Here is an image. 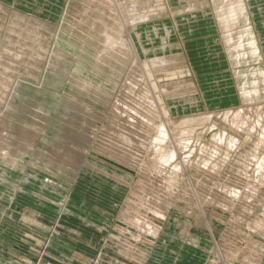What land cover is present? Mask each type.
<instances>
[{
    "label": "rangeland",
    "instance_id": "374dc122",
    "mask_svg": "<svg viewBox=\"0 0 264 264\" xmlns=\"http://www.w3.org/2000/svg\"><path fill=\"white\" fill-rule=\"evenodd\" d=\"M161 1L166 12L157 5L160 12L131 35L140 66L157 58L176 65L177 79L171 71L159 78L157 90L184 154L188 138L181 137L191 127L181 121L192 118L193 106L217 114L239 108L240 86L257 82V66L264 71V0H198L192 8L189 0ZM231 4L240 7L242 16L233 27L236 42L243 31L249 37L247 52H235L232 59L218 16L228 15ZM81 5L80 0H0L5 27L14 16H28L48 28L34 66L21 61L23 55L29 59L26 53L36 38L24 28L19 30L30 35L19 38L26 52L0 56V93L7 90L0 99V239L9 252L15 253L18 242L24 264H264V228L262 234L255 230L259 223L264 227V170L251 152L264 124L250 134L238 127L246 119L253 129L257 114L250 108L228 118V126L215 122L202 143L190 145L196 154L187 177L177 176L172 165L169 177H181L174 196L158 188L151 174L141 175L95 146L78 166L64 161L73 144L101 145L113 134L115 97L132 66L119 51L122 40L103 46L99 33L90 35L80 27ZM4 38L0 52L11 51ZM259 51L261 63L255 64ZM17 65L30 74L7 87L6 76ZM176 81L182 85L180 98L188 90L194 101L174 102ZM84 82L97 89L85 95L78 85ZM139 93L145 105L147 86ZM260 94L264 103V89ZM147 125L151 129L156 122ZM173 148L171 142L165 145ZM247 171L250 180L243 186Z\"/></svg>",
    "mask_w": 264,
    "mask_h": 264
},
{
    "label": "bare ground",
    "instance_id": "6f19581e",
    "mask_svg": "<svg viewBox=\"0 0 264 264\" xmlns=\"http://www.w3.org/2000/svg\"><path fill=\"white\" fill-rule=\"evenodd\" d=\"M80 1L82 3V5L79 6L81 16L78 15L79 17H77L80 27L86 28L90 35H93L95 32L99 33V42L102 43L103 46H108L122 40L119 51L122 53L123 58L128 57L131 59L132 66L127 72L114 101V108L117 110V121L115 124L118 128L116 127L113 134H110L106 140H103V144L101 145L94 144L93 141H90L86 146L81 144H71L73 149L72 155L69 156V158H64L66 163L76 166L80 165L82 160H87V156L92 149L91 147L95 146L104 151L107 156H110L114 160L125 162L132 168L137 169L139 174L147 177H150L149 174H151L153 176L152 178L156 179L153 180V182L157 184L156 186L158 188L163 187L170 196H174V193L177 191L174 183H178L181 180V177H169L172 165L176 166L175 169L177 170V176L182 174L187 177L191 159H193L194 154H196L194 153V150L191 149L192 147L190 145H193L196 148V146L202 143L203 135L212 131V129L216 127V125H214L215 122H221L225 126H228L230 124L228 121L233 114H242L243 116L245 107H248L254 117L255 114H257L256 122L252 126L253 129H250L247 128V120H243V123H240V126H238L240 128L239 131H241V133L244 132L250 134L254 128L258 129L264 124V103L260 101V91L264 89V71L261 67L257 66L260 71V76L257 79V82H245L240 86L242 102L239 108H233L230 112L227 111L225 113L217 114L207 112L202 113L200 112L201 105L197 104L195 107L193 106L194 111L192 110V112H194V114L192 118H187L186 120L184 119L181 121V124H184V126L188 127L189 125L191 127V129H189L190 132L187 135L183 134L181 137V139L188 138V148L183 152L184 154L179 152L177 147L178 143L175 141L174 131L171 128L172 123L169 119L170 113L165 112L160 106L161 97L157 90V82L159 78L165 77L166 74L171 71H176L173 72V74L176 76L175 79H177L179 73L175 69L176 65L165 58H157L148 59V61L143 64V67L140 66L139 51L137 50L135 40L131 35L138 27V24L148 22L154 14L160 12L157 5L162 8L161 11L163 14L166 12L163 2L161 0ZM197 2L198 0H189L187 3L188 8H192ZM239 8L240 7L237 4H231L227 12L228 15L221 13L218 15L221 17L219 21L222 24V38L227 49L226 52H228V56L231 57V59L235 52H238L239 56L247 52L246 40L249 38L246 35L247 32L243 31L240 38L241 41L239 40L237 42L235 40V34L233 33V27L236 24H239L238 21L242 17ZM1 20L2 19H0V37L1 35L4 37V34L7 35L6 40L4 38L3 45L10 47L12 50L6 51L8 49H5V51L0 52V56L4 54L17 57L26 52L22 50L21 46L24 43V38L30 34L25 35L24 30H19V28H24L30 33H35L36 38L34 42L35 44L29 47L31 50L26 53L29 59L23 55L21 61L25 62V59H27L26 64L34 66L38 51L37 45H40L41 41L46 37L48 31L47 26L40 20L28 16L20 19L14 16V19H12L7 27L4 26ZM19 36L23 37V40L19 38ZM261 59V51H259L256 56L255 64H260ZM238 62L240 63L239 60ZM24 67L26 68V66ZM29 71V69L24 70L23 67L21 68V66L17 65V67L13 69L12 74L6 76V86L9 87L17 79L24 78L27 74H30ZM78 85L81 87L79 91L83 92L85 95L92 94V92L97 89L93 83L90 82L79 83ZM144 85L148 88V95L147 102L145 105H142L139 103L138 94H140L139 90L141 86ZM181 86V83L177 81L173 84L171 91L173 93L174 102L179 104L182 103V101H194L195 96L190 94L188 90H186L188 94L180 98L182 91ZM100 93L103 94V92ZM5 94H7V90L4 89L0 93V99ZM105 96L108 97L109 95ZM126 117L130 118V122L125 121ZM148 121L153 123L156 122L154 128L152 127L150 129L148 127ZM191 122L195 123L191 124ZM96 130L98 131V129ZM33 136V138H36L38 135L36 133ZM222 137L220 136V142H222ZM253 140L255 141V144L253 145L251 152L256 155L255 159L261 161V166L264 170V154L261 156L260 153L261 146L264 145V130L260 129L259 135L254 136ZM169 142L174 145L173 150L165 149V145ZM151 149H154L152 158L150 155ZM201 151L202 150L199 149L198 153L201 154ZM243 175L245 180L241 181V185L247 186L248 180H250L249 175H251V171H247ZM262 177L264 179V172ZM169 179L172 180V182H169ZM261 225L262 224L259 223L255 229L256 232L260 234L263 233L261 232V229L264 228ZM148 227L150 231H154L156 234L152 225H148Z\"/></svg>",
    "mask_w": 264,
    "mask_h": 264
},
{
    "label": "crops",
    "instance_id": "0c3cea01",
    "mask_svg": "<svg viewBox=\"0 0 264 264\" xmlns=\"http://www.w3.org/2000/svg\"><path fill=\"white\" fill-rule=\"evenodd\" d=\"M7 214H10L11 217L16 218V219L20 218L17 211H10L9 212L7 210ZM3 246H4V248L6 247V249H3L2 248ZM16 246H17V248H16V250H14L15 253L9 252V250L7 249V243L4 240L0 239V264H24L23 263L24 253H20V252H22L21 249H20V251H18L19 250L18 242H16ZM69 256L74 258L73 255H67V254L65 255L66 258ZM75 257L80 258V262L81 261H83V262L87 261V258L83 255H75Z\"/></svg>",
    "mask_w": 264,
    "mask_h": 264
}]
</instances>
